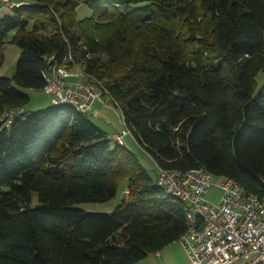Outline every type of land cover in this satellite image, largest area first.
<instances>
[{
  "label": "trees",
  "instance_id": "16d2710c",
  "mask_svg": "<svg viewBox=\"0 0 264 264\" xmlns=\"http://www.w3.org/2000/svg\"><path fill=\"white\" fill-rule=\"evenodd\" d=\"M16 3L0 19V70L11 33L21 52L15 76L0 78V115L43 91L51 62L76 66L102 82L157 168H202L264 198V0ZM82 7L91 15L79 19ZM122 184L112 213L74 208ZM189 228L187 206L88 115L52 103L0 123V264H138Z\"/></svg>",
  "mask_w": 264,
  "mask_h": 264
},
{
  "label": "built area",
  "instance_id": "2783aa9c",
  "mask_svg": "<svg viewBox=\"0 0 264 264\" xmlns=\"http://www.w3.org/2000/svg\"><path fill=\"white\" fill-rule=\"evenodd\" d=\"M22 5L2 0L0 10ZM70 61L69 57L64 64L68 65ZM43 92L52 97L53 105L68 106L83 115L89 116L96 103H104V97H109L118 107L101 81L76 66L70 70L53 65L45 75ZM25 113V109L7 111L0 115V123L9 127ZM122 123L123 131L110 139L125 147V139L133 136L124 117ZM216 179L202 168L187 172L158 168L157 185L165 195L187 206L190 228L179 242L189 263L235 264L247 260L246 264H264V198L244 194L231 179H220L215 184ZM211 189L220 191L217 203L206 200Z\"/></svg>",
  "mask_w": 264,
  "mask_h": 264
},
{
  "label": "rangeland",
  "instance_id": "374dc122",
  "mask_svg": "<svg viewBox=\"0 0 264 264\" xmlns=\"http://www.w3.org/2000/svg\"><path fill=\"white\" fill-rule=\"evenodd\" d=\"M16 3V0H10ZM12 10H0V19L11 15ZM91 12L82 7L78 11V18L83 19L89 17ZM14 33L8 36V43L4 48V60L3 65L0 70V78L2 79H12L16 74L17 63L20 58V49L13 45L11 42ZM73 80H68V82ZM260 84L263 82V76L259 77ZM30 97V103L25 107V111L29 113H39L50 107H52V97L47 93L41 91H23ZM103 104L96 103L93 107L92 112L89 114L91 121L106 132L110 137L113 134L121 133L124 129L123 127V114L119 107H116L109 97H104ZM128 139H133L132 137H127L125 139L126 147L131 150L139 159L141 164L145 169L149 171L152 176H156L158 173V168L153 161V159L145 153L142 148L136 144L130 145L127 143ZM136 141V140H135ZM219 179L214 181L215 184L219 183ZM126 184H122L119 188L118 194L115 199L103 203H87L74 206L75 209L86 211L89 213H112L117 206L126 198ZM220 198V191L218 189H211L206 196V200L212 203H217ZM34 201L37 202V197L34 195ZM162 257H156V255H150L145 260L138 264H190L189 260L185 254V251L180 242L174 243L164 249L162 252ZM247 260L238 261L235 264H246Z\"/></svg>",
  "mask_w": 264,
  "mask_h": 264
},
{
  "label": "crops",
  "instance_id": "0c3cea01",
  "mask_svg": "<svg viewBox=\"0 0 264 264\" xmlns=\"http://www.w3.org/2000/svg\"><path fill=\"white\" fill-rule=\"evenodd\" d=\"M117 134V133H116ZM113 135H115V134H113ZM134 139V138H133ZM127 143L128 144H130V145H132L133 146V144H136V141L135 140H132V139H128V141H127ZM126 144V143H125ZM126 146V145H125ZM129 148V147H128ZM156 257H162V254L161 253H158V254H156Z\"/></svg>",
  "mask_w": 264,
  "mask_h": 264
},
{
  "label": "water",
  "instance_id": "95a60500",
  "mask_svg": "<svg viewBox=\"0 0 264 264\" xmlns=\"http://www.w3.org/2000/svg\"><path fill=\"white\" fill-rule=\"evenodd\" d=\"M50 66H53V62L50 63Z\"/></svg>",
  "mask_w": 264,
  "mask_h": 264
}]
</instances>
